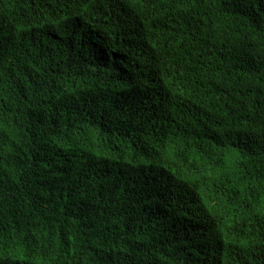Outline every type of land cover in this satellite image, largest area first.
Wrapping results in <instances>:
<instances>
[{
    "label": "trees",
    "instance_id": "obj_1",
    "mask_svg": "<svg viewBox=\"0 0 264 264\" xmlns=\"http://www.w3.org/2000/svg\"><path fill=\"white\" fill-rule=\"evenodd\" d=\"M0 264H264V0H0Z\"/></svg>",
    "mask_w": 264,
    "mask_h": 264
}]
</instances>
